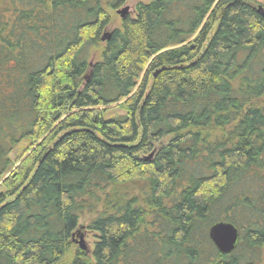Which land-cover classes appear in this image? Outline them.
Listing matches in <instances>:
<instances>
[{"label": "trees", "instance_id": "trees-1", "mask_svg": "<svg viewBox=\"0 0 264 264\" xmlns=\"http://www.w3.org/2000/svg\"><path fill=\"white\" fill-rule=\"evenodd\" d=\"M262 1L0 0V264H260Z\"/></svg>", "mask_w": 264, "mask_h": 264}, {"label": "rangeland", "instance_id": "rangeland-1", "mask_svg": "<svg viewBox=\"0 0 264 264\" xmlns=\"http://www.w3.org/2000/svg\"><path fill=\"white\" fill-rule=\"evenodd\" d=\"M148 1L149 0H127V2L124 5L120 6L118 9H115V10L108 9V13L111 17V22H110L109 26L107 27L106 32H109V31L120 26L121 18L116 13L117 10H120L123 7H128L129 11H128L127 16L132 17L134 15V8H135L136 4L147 3ZM262 3H264V1H262ZM190 41L186 42V44L189 43ZM105 111L106 112L104 113V118L106 120L111 118V117H122L125 114L124 109H122L119 105L110 106ZM91 218H92V215H85L81 218L80 223H79L80 228L76 231L77 235H74L75 238H74L72 250H70V252L64 257V259L61 261L60 264H67L69 262V260L75 254L74 249L79 248V245L77 243L80 240V238H82V241L86 247V250L82 251L80 248L79 249L82 252L90 255L92 248H93V245L96 241V235L87 229V223L89 222V220ZM259 255H260L259 256L260 257V264H264V250H262Z\"/></svg>", "mask_w": 264, "mask_h": 264}, {"label": "water", "instance_id": "water-1", "mask_svg": "<svg viewBox=\"0 0 264 264\" xmlns=\"http://www.w3.org/2000/svg\"><path fill=\"white\" fill-rule=\"evenodd\" d=\"M260 9L261 8H259V10ZM128 11V7H123L122 9L117 10L116 13L121 19H125L128 15ZM109 36V33L105 32L101 38L102 42L108 40ZM208 237L219 253L229 255L236 248L239 240V232L234 225L228 222H218L209 228ZM77 244L82 251L86 250L82 238H80Z\"/></svg>", "mask_w": 264, "mask_h": 264}]
</instances>
